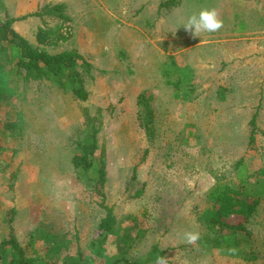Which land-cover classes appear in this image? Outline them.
Instances as JSON below:
<instances>
[{
	"label": "rangeland",
	"instance_id": "obj_1",
	"mask_svg": "<svg viewBox=\"0 0 264 264\" xmlns=\"http://www.w3.org/2000/svg\"><path fill=\"white\" fill-rule=\"evenodd\" d=\"M62 1L37 0L41 26L62 22L43 9ZM67 1L70 36L46 49H75L92 64L88 98L81 102L44 81L0 101V242L11 226L24 256L40 264H113L121 257L155 264L154 246L167 264H264V66L261 72L251 63L264 0ZM206 8L218 11L223 27L193 37L182 24ZM140 93L148 97L142 105ZM82 107L100 122L94 156L104 149L101 182L87 181L71 162ZM239 159L247 191L262 197L246 231L215 247L206 219L210 194L217 181L238 187ZM102 201L116 217L103 243ZM188 231L200 233L195 245L183 241ZM17 256L7 248L0 264Z\"/></svg>",
	"mask_w": 264,
	"mask_h": 264
},
{
	"label": "trees",
	"instance_id": "obj_2",
	"mask_svg": "<svg viewBox=\"0 0 264 264\" xmlns=\"http://www.w3.org/2000/svg\"><path fill=\"white\" fill-rule=\"evenodd\" d=\"M172 5H175L172 0ZM169 7V2L166 4ZM46 13L52 15L55 19L61 20L60 24L48 26L43 21L35 33V45L30 43L25 37L20 35L12 24L15 20L24 19L27 15L20 17H6L0 20V101H11L17 99L21 93V85L30 82L47 81L57 89L71 95L84 102L88 98V91L85 87V78H92V64L77 50H62L59 52H49L46 47L56 46L59 42L66 41L70 32H65L64 24L68 23L70 18L64 12L65 3L49 4L43 7ZM29 15L43 18L38 10ZM145 93L137 96V103L147 99ZM83 128L77 131V137L74 140L77 152L71 159L75 170L79 171L88 181L101 182L105 179L104 149L100 151L99 158L94 154L98 149L97 133L99 131V119L97 115H92L88 108L82 107ZM100 113L99 111H97ZM100 115V114H98ZM255 116L250 120L251 134L249 143L254 141V132L256 130ZM153 113L147 109L145 115L144 128L147 134H152ZM12 132L16 134V121L10 124ZM236 177L238 187L227 183L215 182L210 200L213 203L211 209L207 210V224L214 233L210 240L212 246L220 247L225 242L226 236L235 231H246L245 223L254 214L262 197L261 194L252 196L247 191L246 183L248 174L242 160L235 163ZM264 176L263 169L259 171ZM261 191L264 192V180L259 183ZM104 199V196L101 194ZM100 206L104 209L105 215L100 219L97 226L98 239L103 243L116 224V217L112 206H108L102 201ZM228 219V220H227ZM230 219V221H229ZM12 218L10 219V221ZM209 241V240H208ZM10 248L18 253L17 257H10L4 264H40L36 259L25 257L23 249L10 226L9 237L0 242V256ZM152 256H160L161 251L154 246L149 252ZM67 264H81L74 261ZM113 264H127V261L121 257Z\"/></svg>",
	"mask_w": 264,
	"mask_h": 264
},
{
	"label": "crops",
	"instance_id": "obj_3",
	"mask_svg": "<svg viewBox=\"0 0 264 264\" xmlns=\"http://www.w3.org/2000/svg\"><path fill=\"white\" fill-rule=\"evenodd\" d=\"M62 2L65 3L66 6L70 5L67 0H63ZM0 4L2 6L0 20L5 19L6 17L17 18L22 15H27L25 20H15L12 27L30 43H33V38L35 41V33L38 27L41 26V22L35 15H30L29 17L28 13H34L37 11V0H0ZM259 16V23L254 24V30H257L255 32L259 33V37L256 41L258 45L254 46L253 61L251 63L258 64L260 71L262 72V66H264V26L260 24L261 17L263 16L261 14V9L259 10ZM259 80L262 79L259 78Z\"/></svg>",
	"mask_w": 264,
	"mask_h": 264
},
{
	"label": "clouds",
	"instance_id": "obj_4",
	"mask_svg": "<svg viewBox=\"0 0 264 264\" xmlns=\"http://www.w3.org/2000/svg\"><path fill=\"white\" fill-rule=\"evenodd\" d=\"M183 27L186 32L193 37L201 35L204 32H217L223 27V20L220 18L218 11L215 8L201 9L198 14L194 13L184 22ZM200 233L188 231L183 234V241L189 245H195L200 240ZM155 264H167V259L163 256H158Z\"/></svg>",
	"mask_w": 264,
	"mask_h": 264
},
{
	"label": "built area",
	"instance_id": "obj_5",
	"mask_svg": "<svg viewBox=\"0 0 264 264\" xmlns=\"http://www.w3.org/2000/svg\"><path fill=\"white\" fill-rule=\"evenodd\" d=\"M64 30H65V32H70V28H69V26H67V25H64V28H63Z\"/></svg>",
	"mask_w": 264,
	"mask_h": 264
}]
</instances>
